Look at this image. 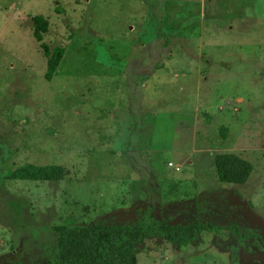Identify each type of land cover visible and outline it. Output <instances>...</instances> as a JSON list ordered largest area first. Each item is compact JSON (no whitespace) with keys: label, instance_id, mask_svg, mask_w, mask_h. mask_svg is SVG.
I'll return each instance as SVG.
<instances>
[{"label":"rangeland","instance_id":"374dc122","mask_svg":"<svg viewBox=\"0 0 264 264\" xmlns=\"http://www.w3.org/2000/svg\"><path fill=\"white\" fill-rule=\"evenodd\" d=\"M205 221L259 238L151 236L138 264H264V0H0V264L58 258L61 225Z\"/></svg>","mask_w":264,"mask_h":264},{"label":"trees","instance_id":"16d2710c","mask_svg":"<svg viewBox=\"0 0 264 264\" xmlns=\"http://www.w3.org/2000/svg\"><path fill=\"white\" fill-rule=\"evenodd\" d=\"M226 138L229 129L221 127ZM217 175L221 182H243L252 170L249 161L233 154L216 156ZM62 165L25 163L6 172L9 178L20 180H58L63 176ZM204 231H223L245 239L257 235L242 232L235 225H219L205 221L195 225L170 224H72L56 228L59 257L35 264H138L137 245L151 236L185 245L196 240ZM264 243V240H263Z\"/></svg>","mask_w":264,"mask_h":264},{"label":"crops","instance_id":"0c3cea01","mask_svg":"<svg viewBox=\"0 0 264 264\" xmlns=\"http://www.w3.org/2000/svg\"><path fill=\"white\" fill-rule=\"evenodd\" d=\"M202 204V203H201ZM201 209V208H200Z\"/></svg>","mask_w":264,"mask_h":264}]
</instances>
